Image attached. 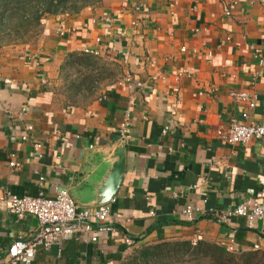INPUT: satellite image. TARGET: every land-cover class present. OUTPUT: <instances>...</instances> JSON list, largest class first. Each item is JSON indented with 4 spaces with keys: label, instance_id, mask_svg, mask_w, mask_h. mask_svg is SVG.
Segmentation results:
<instances>
[{
    "label": "crops",
    "instance_id": "0c3cea01",
    "mask_svg": "<svg viewBox=\"0 0 264 264\" xmlns=\"http://www.w3.org/2000/svg\"><path fill=\"white\" fill-rule=\"evenodd\" d=\"M254 49L264 53V0H103L45 16L34 45L0 49L1 190L81 193L98 165L94 148L126 141L123 180L109 203L116 232L39 245L19 264H113L106 256L123 235L139 246L199 233L264 257V221L249 227L227 216L242 200L264 202V138L241 145L215 134L242 112L264 124V63ZM73 52L100 62L87 91H77L82 78L75 90L62 86ZM125 76L130 84L121 83ZM242 90L256 97L253 108L230 95ZM10 155L19 166L9 165ZM187 206L192 219L182 213ZM38 225L33 215L18 219L0 207V264Z\"/></svg>",
    "mask_w": 264,
    "mask_h": 264
},
{
    "label": "built area",
    "instance_id": "2783aa9c",
    "mask_svg": "<svg viewBox=\"0 0 264 264\" xmlns=\"http://www.w3.org/2000/svg\"><path fill=\"white\" fill-rule=\"evenodd\" d=\"M85 52L92 51L85 49ZM254 53L259 57V63L263 64L264 53H261L259 49H254ZM121 83L130 84L131 77L125 76ZM230 95L238 102L247 103L249 108H253L257 101L256 97L251 96L246 90L233 91ZM128 114L129 112L125 113L124 122L120 127V134L123 137H126L128 132L130 121ZM31 130L32 126L27 124L21 139L27 140L28 132ZM215 134L218 139L230 144L245 145L251 139L264 138V124L250 119L247 112H242L241 120L230 119L227 125L218 127ZM40 146L39 142L33 143V148L36 151L39 150ZM9 165L11 167L19 166L14 160V155H10ZM262 191L264 192V189ZM0 207L18 219L25 215H33L39 223L28 241L19 239L10 244L5 257V264L29 263L34 258L37 246L49 247L53 243L75 234H90L89 240L96 241L100 233L112 234L116 232V228L111 222L112 209L109 203L100 206L81 207L74 202L67 189H58L54 196H48L43 191L36 195H17L0 189ZM182 213L188 219H192L190 206L185 207ZM213 214L218 221L224 219V215ZM230 215L244 217L247 225L252 227L255 221H264V202L250 198L242 200L231 211L227 212V216ZM115 216L118 217V215ZM123 240L126 244H131L130 239L125 235H123ZM199 240H201V235L198 233L191 242L196 243ZM225 247L228 251L234 252L236 250L233 240L228 242Z\"/></svg>",
    "mask_w": 264,
    "mask_h": 264
},
{
    "label": "trees",
    "instance_id": "16d2710c",
    "mask_svg": "<svg viewBox=\"0 0 264 264\" xmlns=\"http://www.w3.org/2000/svg\"><path fill=\"white\" fill-rule=\"evenodd\" d=\"M91 1L82 0L78 5L77 0H0V44L5 35L11 38L13 33L23 36L35 26L39 27L47 15L77 13L84 7L93 6ZM68 5L70 10H67ZM77 57L89 61L95 59L90 54L73 52L66 58V63H74ZM225 245L204 240L196 243L178 240L138 247L134 243L128 245L123 240L114 253L106 256V262L111 259L113 264H264L263 254L259 250L232 252ZM129 247L132 251L127 263H124L122 253Z\"/></svg>",
    "mask_w": 264,
    "mask_h": 264
},
{
    "label": "water",
    "instance_id": "95a60500",
    "mask_svg": "<svg viewBox=\"0 0 264 264\" xmlns=\"http://www.w3.org/2000/svg\"><path fill=\"white\" fill-rule=\"evenodd\" d=\"M125 139L110 145L96 147L98 165L95 173L88 174L81 193L70 192L74 202L81 207L108 204L116 195L125 171Z\"/></svg>",
    "mask_w": 264,
    "mask_h": 264
},
{
    "label": "rangeland",
    "instance_id": "374dc122",
    "mask_svg": "<svg viewBox=\"0 0 264 264\" xmlns=\"http://www.w3.org/2000/svg\"><path fill=\"white\" fill-rule=\"evenodd\" d=\"M82 0H77L76 4H81ZM103 0H93L91 1V5H96L97 3L102 2ZM70 6L68 5V9ZM83 9V8H82ZM81 10V9H80ZM39 27L35 26L33 29H31L27 34L23 35V36H16L13 33L12 38L8 35H5V38L1 41L0 44V49H4V48H14L17 46H21L23 48V46H28V45H34L37 41V39L39 38V35L41 33L42 30V24L40 23V25H38ZM36 29V30H35ZM91 60V59H90ZM99 60L98 59H92L91 61L89 60H85L77 57V59H75L74 63H69L66 64V67L63 68V73L62 75H64V79H63V84L62 86H67L69 88H73V90L76 89L75 85L76 83H74V81H78L79 79L82 78V80L79 82L81 84L80 88L77 89V91L79 92L81 89L84 91H87L86 88L87 87V83L90 81L89 79V73L91 71V69L97 65H99ZM83 79H87V81L83 82ZM140 246V245H139ZM138 246V247H139ZM137 247V248H138ZM131 248L128 250V252L126 251V253L124 254V263H127V259L131 254Z\"/></svg>",
    "mask_w": 264,
    "mask_h": 264
}]
</instances>
